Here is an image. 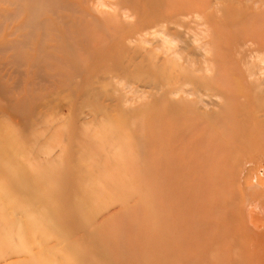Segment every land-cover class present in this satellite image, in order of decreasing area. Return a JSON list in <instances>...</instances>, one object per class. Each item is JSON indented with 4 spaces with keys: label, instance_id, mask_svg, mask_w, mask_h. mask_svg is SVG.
Segmentation results:
<instances>
[{
    "label": "rangeland",
    "instance_id": "rangeland-1",
    "mask_svg": "<svg viewBox=\"0 0 264 264\" xmlns=\"http://www.w3.org/2000/svg\"><path fill=\"white\" fill-rule=\"evenodd\" d=\"M263 113L264 0H0V264H263Z\"/></svg>",
    "mask_w": 264,
    "mask_h": 264
},
{
    "label": "bare ground",
    "instance_id": "bare-ground-1",
    "mask_svg": "<svg viewBox=\"0 0 264 264\" xmlns=\"http://www.w3.org/2000/svg\"><path fill=\"white\" fill-rule=\"evenodd\" d=\"M43 77H44V76H43ZM39 79H40V78H39ZM261 114H262V113H261ZM263 114H264V113H263ZM261 116H262L261 118H263V115H261ZM259 117H260V116H259ZM121 119H122V118H121ZM255 120H256V119H255ZM112 123H113V122H112ZM179 123H180V122H179ZM254 123H255V122H254ZM260 123H261V122H260ZM118 124H119V123H118ZM119 125H120V124H119ZM254 125H255L254 127H256V124H254ZM260 125H261V124H260ZM104 126H105V125H104ZM104 126H103V128H104ZM107 127H108V126H107ZM121 127H122V124H121ZM121 127H119V128L122 129ZM185 127H186V126H185ZM103 128H102V129H103ZM119 128H118V129H119ZM181 128H182V127H181ZM188 128H189V127H188ZM192 128H194V127H192ZM206 128H207V127H206ZM208 128H209V127H208ZM208 128H207V129H208ZM104 129H105V128H104ZM167 129H168V128H167ZM207 129H206V130H207ZM209 129H212V128H209ZM221 129L223 130V128H221ZM221 129H220V132H223ZM235 129H236V128H235ZM235 129L233 128V130H235ZM242 129H243V128H242ZM106 130H107V129H106ZM169 130H170V129H169ZM197 130H201V128H200V129L197 128ZM197 130H196V131H197ZM204 130H205V129H204ZM228 130H229V128H228ZM230 130H231V129H230ZM230 130H229V131H230ZM251 130H252V129H251ZM253 130H254V128H253ZM261 130H262V129H261ZM120 131H121V130H119V132H120ZM166 131H167V130H166ZM172 131H173V130H172ZM183 131H184V130H183ZM217 131H218V129H217ZM254 131H255V130H254ZM170 132H171V130H170ZM170 132H169V133H170ZM180 132H181V131H180ZM192 132H193V131H192ZM197 132H199V131H197ZM218 132H219V131H218ZM230 132H231V131H230ZM230 132H229V134H230ZM249 132H250V131H249ZM255 132H257V131H255ZM260 132H261V131H260ZM260 132H259V133H260ZM262 132H263V131H262ZM162 133H163V132H162ZM164 133H165V132H164ZM171 133H173V132H171ZM171 133H170V134H171ZM185 133H187V132H185ZM185 133H184V134H185ZM263 133H264V132H263ZM160 134H161V133H160ZM178 134H179V133H178ZM202 134H203V133H202ZM219 134H220V133H219ZM260 134H261V133H260ZM260 134H259V136H260ZM198 135H200V134H198ZM198 135H197V137H198ZM249 135H250V133H249ZM100 136H103V135L100 134ZM118 136H119V135H118ZM168 136H169V134H168ZM185 136H186V135H185ZM193 136H194V135H193ZM200 136H202V135H200ZM211 136H212V134H211ZM221 136H222V134H221ZM228 136H229V135H228ZM262 136H264V135H262ZM172 137H174V135H173ZM195 137H196V136H194L193 139H194ZM202 137H203V136H202ZM218 137H219V136H218ZM230 137H231V136H230ZM98 138H99V137H98ZM205 138H206V137H205ZM211 138H212V137H211ZM211 138H210V139H211ZM219 138H220V137H219ZM219 138H218V139H219ZM223 138H224V137H223ZM226 138L228 139L229 137H225V139H226ZM252 138H253V137H251V141H252ZM254 138H255V137H254ZM260 138L263 139V137H260ZM260 138H259V139H260ZM95 139L97 140V138H95ZM101 139L104 140V138H100L98 141L100 142ZM164 139H165V138H164ZM188 139H189V138H188ZM227 139H226V140H227ZM230 139H231V138H230ZM230 139H229V140H230ZM172 140H174V139L172 138ZM177 140H178V139H177ZM197 140H198V139H197ZM211 140H212V139H211ZM211 140H210V141H211ZM216 140H217V139H216ZM216 140H215V141H216ZM263 140H264V139H263ZM193 141H194V140H193ZM219 141H222V139H221V140L219 139V140H217L216 142H218V144H219ZM258 141H259V140H258ZM260 141H261V140H260ZM101 142H102V141H101ZM101 142H100V143H101ZM186 142H187V140H186ZM223 142H224V141H222V142H220V143L222 144ZM239 142H240V141H239ZM239 142H238V143H239ZM241 142H242V141H241ZM244 142H245V141H244ZM263 142H264V141H263ZM173 143H175V142H172V145H173ZM224 143H226V142H224ZM245 143H246V142H245ZM245 143H244V144H245ZM183 144H184V143H183ZM215 144H216V143H215ZM218 144H216V146H217ZM226 144H227V143H226ZM228 144H229V143H228ZM228 144H227V145H228ZM246 144H247V143H246ZM263 144H264V143H263ZM175 145H176V144H175ZM184 145H185V144H184ZM184 145H183V149H185ZM187 145H188V144H187ZM192 145H193V144H192ZM213 145H214V144H213ZM222 145H223V144H222ZM167 146H168V144H167ZM189 146H190V145H189ZM225 146H226V145H225ZM229 146L231 147L230 144H229ZM229 146H228V148H229ZM242 146H246V145H243V144H242ZM170 147H172V146H170ZM186 147H187V146H186ZM192 147L194 148V145H193ZM192 147H191V149L194 150ZM198 147H199V146H198ZM198 147L196 148L197 150H199ZM206 147H207V146H206ZM213 147H214V146H213ZM213 147H212V149H213ZM217 147H218V146H217ZM217 147H215V148L213 149V151H214L213 153H215V154H216V152H217V153L219 152L218 149L215 151V149H216ZM263 147H264V146H263ZM173 148H174V146H173ZM219 148H220V146H219ZM221 148H223V147H221ZM225 148H227V147H225ZM231 148H232V147H231ZM244 148H245V147H244ZM171 149H172V148H171ZM187 149H188V148H187ZM201 149H202V148H201ZM252 149H253V148H252ZM192 150H191V152H192ZM221 150H222V149H221ZM221 150H220V151H221ZM227 150H228V149H227ZM230 150H231V149H230ZM255 150H256V151H255ZM255 150H254L253 152H257V149H255ZM169 151H171V150H169ZM172 151H173V150H172ZM183 151L185 152V150H183ZM225 151H226V149H225ZM225 151H224V153H225ZM184 152H183V155H184ZM191 152H190V154H191ZM194 152H195V150H194ZM198 152H200V151H198ZM211 152H212V150H211ZM221 152H222V151H221ZM180 153H181V154H180V156H181V155H182V151H181V150H180ZM201 153H202V152H201ZM233 153H234L233 155L235 156V155H236V152H233ZM240 153H241V152H240ZM245 153H246V152H245ZM177 154H178V153H177ZM190 154H189V155H190ZM192 154H193V153H192ZM198 154H199V153H198ZM198 154H197V155H198ZM210 154H211V153H210ZM215 154H214V155H215ZM222 154H223V152H222ZM183 155H182L181 157H183ZM186 155H187V153H186ZM195 155H196V153H195ZM227 155H229V154H227ZM227 155H224V156H227ZM238 155L240 156V154H238ZM175 156H176V155H175ZM180 156H179V157H180ZM210 156H211V155H210ZM230 156H231V155H230ZM230 156H229V157H230ZM241 156L243 157L242 153H241ZM248 156H249V155H248ZM46 157H47V156H46ZM176 157H178V155H177ZM176 157H175V158H176ZM193 157H195V156H193ZM193 157H192V158H193ZM198 157H199V156H198ZM220 157L222 158V155H221ZM220 157H219V158H220ZM188 158H189V156H188ZM207 158H208V157H207ZM221 158H220V159H221ZM234 158H235V157H234ZM234 158H233V159H234ZM248 158H249V157H248ZM180 159L183 161V158H180ZM184 159L187 160V158H184ZM190 159H191V158H189L188 161H189ZM195 159H196V158H195ZM208 159H210V158H208ZM216 159H217V157H216ZM222 159H223V158H222ZM222 159H221V160H222ZM227 159H228V158H227ZM233 159L231 160L232 162H237V161H239V160H237V158H236L237 161H236L235 159H234V161H233ZM191 160H192V159H191ZM214 160H215V157H214ZM221 160H220L219 164L221 163ZM175 161H177V160H175ZM182 161H181V162H182ZM194 161H195V160H194ZM194 161H193V162H194ZM197 161H198V160H197ZM197 161H196V162H197ZM209 161H210V160H209ZM228 161H229V160H228ZM177 162H178V161H177ZM179 162H180V161H179ZM181 162H180V163H181ZM217 162H218V160H217ZM222 162H223V161H222ZM232 162H231V163H232ZM231 163H230V161H229V164H231ZM177 164H178V163H177ZM189 164H190V163H189ZM209 164L211 165V162H210V163L208 162V166H207V167H210ZM221 164L223 165V163H221ZM190 165H191V164H190ZM194 165H195V163H194ZM216 165H217V164H215V166H216ZM222 165H221V166H222ZM226 165H227V164H226ZM178 166H179V165H178ZM184 166H185V165H184ZM184 166H183V167H184ZM186 166H188V165L186 164ZM205 166H206V165H205ZM215 166L213 167V168H214V169H213L214 171H215L216 169H218L217 166H216V167H215ZM180 167H181L180 169H182V166H180ZM189 167H190V168H189ZM191 167H192V166H188V167H187L188 170H189V169L191 170ZM207 167H206V168H207ZM218 167H219V166H218ZM187 168H185L187 172H183V171H182L183 173H185V177L187 176L186 173H189V172L192 171V170H191V171H190V170L188 171ZM194 168H195V167H194ZM200 168H202V167H200ZM210 168H211V167H210ZM219 168H220V169H218V171H220V173H218V171H217L218 175L221 174V172H222V171H221V168H223V167H219ZM259 168H260V167H259ZM176 169L178 170L179 167L176 168ZM185 169L183 168L184 171H185ZM207 169H208V168H207ZM207 169H206V170H205V168L203 169V170H205V173H206V174H207V172H209V171H207ZM226 169H227V168H226ZM226 169H225V170H226ZM230 169H231V168H230ZM171 170L173 171V169H171ZM201 170H202V169H201ZM228 170H229V169H228ZM197 171H198V170H197ZM211 171H212V169H210V175H211ZM236 171H237V170H236ZM173 172H174V171H173ZM179 172H180V171H179ZM193 172H194V171H193ZM193 172H192V173H193ZM260 172H261V171H260ZM177 173H178V172H177ZM180 173H181V172H180ZM202 173H203V175H204V172H203V171H202ZM217 173H216V174L214 173V174L217 176ZM224 173H225V172H224ZM228 173H229V171H228ZM181 174H182V173H181ZM181 174H179V175H181ZM225 174H226V173H225ZM229 174H230V173H229ZM229 174H228V176H231V174H230V175H229ZM172 175H174V174H172ZM190 175H191V174H190ZM197 175L199 176L200 173L197 174ZM207 175H209V174H207ZM207 175H204V176H207ZM210 175H209V176H210ZM177 176H178V175H177ZM194 176H195V174H194ZM216 176H213L212 178H215ZM228 176L226 175L225 177H228ZM190 177H191V176H190ZM192 177H193V176H192ZM192 177H191V178H192ZM196 177H197V176H196ZM225 177H224V178H225ZM234 177H236V175H234ZM175 178H176V177H175ZM175 178H174V179H175ZM181 178H183V174L181 175ZM181 178H180V179H181ZM188 178H189V177H188ZM188 178L186 177V179H188ZM191 178H189V179H191ZM193 178H194V177H193ZM199 178L201 179V176H200ZM209 178H211V176L208 177V179H209ZM216 178H217V177H216ZM228 178H229V177H228ZM230 178H231V177H230ZM252 178H253V177H252ZM180 179H179V181L176 179L175 184H176L177 182H181V181H183V180L185 181V179H183V180H182V179L180 180ZM200 179H199V180H200ZM225 179H226V178H225ZM195 180H196V179H195ZM210 180H212V179L207 180V182H209ZM215 180H216V179H214V181H215ZM217 180H218V179H217ZM217 180H216V181H217ZM184 181H183V182H184ZM214 181H213V182H210V183H211L210 186L213 187V190H214V188H215V187H214V186H215L214 184H217L216 181H215V183H214ZM219 181H220V178H219ZM224 181H225V180H224ZM226 181H227V180H226ZM228 181H229V180H228ZM189 182H190V180H189ZM200 182H201V180L199 181V183H200ZM220 182L222 183V181H220ZM181 183H182V182H181ZM184 183H186V182H184ZM184 183H182V185H183ZM191 183H192V182H191ZM194 183H195V182H193V184H194ZM199 183H198V184H199ZM212 183H213V184H212ZM221 183H220V184H221ZM226 183H227V185H228V182H226ZM231 183H232V182H231ZM168 184H170V183H168ZM198 184H196V185H198ZM205 184H206V183H205ZM222 184H223V183H222ZM249 184H250V183H249ZM176 185H177V184H176ZM187 185H188V184H187ZM200 185H202V183H201ZM213 185H214V186H213ZM254 185H255V186L259 185V182L256 180ZM171 186H172V185H171ZM202 186H203V185H202ZM205 186H206V185H205ZM210 186H209V187H210ZM217 186H219V185H217ZM231 186H232V185H231ZM172 187H173V186H172ZM181 187H182V186H181ZM232 187H233V186H232ZM183 188H184V187H183ZM200 188H202V190L204 189L203 187H200ZM174 189H175V188H174ZM179 189H180V188H179ZM179 189H178V190H179ZM193 189H194V188H193ZM193 189H192V190H193ZM218 189L220 190L221 187H219ZM225 189H228L227 186H226V188H224V192H225ZM229 189H230V188H229ZM229 189H228V190H229ZM262 189H264V185L262 186ZM175 190H176V189H175ZM199 190H200V189H199ZM216 190H217V189H216ZM168 191H169V190H168ZM183 191H184V190H183ZM187 191H188V190H187ZM187 191H186V192H187ZM209 191H210V189L208 190V192H206V189H205L204 191H202V193L206 192V193L208 194ZM211 191H212V190H211ZM214 191H215V190H214ZM226 191H227V190H226ZM231 191H233L232 188H231ZM178 192H179V191H178ZM178 192H177V193H178ZM180 192H181V191H180ZM186 192H185V193H186ZM200 192H201V191H199L198 193H200ZM158 193H159V192H158ZM168 193H169V192H168ZM172 193H174V191H173ZM185 193H184V194H185ZM215 193H216V191H215ZM227 193H228V192H227ZM227 193H226V194H227ZM257 193H258V191H257ZM262 193H263V192H262ZM262 193L259 192L258 194L262 195V197H263V194H262ZM160 194H161V193H160ZM166 194H167V193H166ZM180 194H181V193H179V195H180ZM216 194H217V193H216ZM216 194H215V195H212V193H211L212 196H216ZM218 194H220V192H219ZM226 194H225V195H226ZM197 195H198V194H197ZM211 195H210V197H211ZM220 195H221V194H220ZM220 195H218L219 198H220ZM229 195H230V192H229L228 195H226L225 197H227V196H229ZM169 196H171V195H169ZM172 196H173V194H172ZM180 196L183 197L182 194H181ZM186 196H188V198H190V197H189V196H190L189 194H188V195L186 194ZM186 196H185V197H186ZM204 196H205V195H204ZM221 196H223V195H221ZM257 196H258V195H257ZM159 197L162 198L163 196L161 195V196H159ZM177 197H179V196H177ZM200 197H201V195L199 196V199L197 200V202H199ZM210 197H208V199H209ZM255 197H256V196H255ZM161 198H160V199H161ZM192 198H193V197H192ZM202 198H203V197H202ZM211 198H213V197H211ZM222 198H223V197H222ZM263 198H264V197H263ZM160 199L158 200L159 202H160ZM178 199H181V198H178ZM214 199H215V198H214ZM226 199H227V198H226ZM162 200H163V198L161 199V201H162ZM167 200L169 201L168 197H167ZM182 200H183V199H182ZM185 200H186V199L184 198V202L188 203V199H187L186 201H185ZM201 200H202V199H201ZM201 200H200V202H201ZM223 200H224V199H223ZM172 201H173V200H172V197H171V204H172ZM179 201H180V200H179ZM203 201H204V200H203ZM203 201H202V202H203ZM210 201H212V200H210ZM210 201H209V200L207 201V198H206V203H207V204H208V202H210ZM217 201H218V200H217ZM262 201H264V199H260V203H259L260 206H261V202H262ZM162 202H163V201H162ZM181 202H182V201H181ZM181 202H180V204H181ZM191 202H194V201H191ZM222 202L225 203L224 201H222ZM163 203H164V202H163ZM163 203H162V204H163ZM218 203H219V202H218ZM223 203H222V204H223ZM156 204H157V203H156ZM160 204H161V202H160ZM162 204H161V206H162ZM171 204H170V205H171ZM173 204H174V202H173ZM178 204H179V203H178ZM180 204H179V205H180ZM189 204H190V202H189ZM199 204H200V203H199ZM263 204H264V202H263ZM263 204H262V205H263ZM164 205H165V204H163V206H164ZM187 205H188V204H187ZM208 205H209V204H208ZM208 205H207V206H208ZM212 205H213V204H212ZM214 205H215V204H214ZM214 205H213V207H214ZM156 206H157V205H156ZM166 206H167V204H166ZM166 206H164V207H166ZM218 206H219V205H218ZM242 206H243V205H242ZM245 206H247V204L244 205V207H245ZM260 206H259V208H260ZM263 206H264V205H263ZM158 207L161 208L159 205H158ZM164 207L161 208V210H159V211H162L161 214L163 213L164 210L167 211L166 209H168V206L166 207V209H164ZM181 207H182V205H181ZM199 207H202V209L204 208L203 206H199ZM199 207H198V208H199ZM209 207H210V210H211V207H212L211 204L209 205ZM213 207H212V210L214 211V209H215L217 206H216L214 209H213ZM238 207H239V206H238ZM244 207H243V208H244ZM254 207H255V206H254ZM156 208H157V207H156ZM169 208H170V207H169ZM178 208H180V207H178ZM189 208H190V206H189ZM189 208H188V209H189ZM225 208H226V211H224V212H227L228 209H227V207H224V209H225ZM228 208H229V207H228ZM240 208H242L241 205H240ZM170 209H171V208H170ZM184 209H185V208H184ZM188 209H187V210H188ZM199 209H200V208H199ZM205 209H206V210H205V212H206V211H208L207 209H209V208H206V207H205ZM217 209H219V207H217V208L215 209V211L219 212ZM222 209H223V207H222ZM229 209H231V207H230ZM261 209H262V210H260V211H262V212H261V216L264 218V208H262V206H261ZM240 210H241V209H240ZM178 211H179V210H178ZM188 211H189V210H188ZM188 211H187V212H188ZM201 211H204V210H201ZM215 211H214V213H213V214H214V218H215V216H216V215H215ZM231 211H232V210H231ZM243 211H244V210H243ZM168 212H169V210L167 211V213H168ZM170 212L172 213V211H170ZM176 212H177V210H176ZM199 212H200V210H199ZM199 212H198V213H199ZM205 212H202L203 214H201V212H200L201 216H202V215H205V217H207V216H206L207 213H205ZM229 212H230V210H229ZM240 212H241V211H240ZM244 212H245V211H244ZM171 213H170V214H171ZM178 213L180 214V212H178ZM209 213H211V211H210ZM246 213H247L248 218H249V220H250V217H251V214H252V207H251V208L249 207V209L247 208ZM157 214H159V216H161L160 213H158V211H157ZM179 214H178V215H179ZM211 214H212V213H211ZM211 214H210V215H211ZM219 214H220V213H217V217L219 216ZM222 214H223V213H221V215H222ZM241 214L243 215V212H242ZM241 214H240V215H241ZM168 215H169V213H168ZM168 215H166V216H168ZM172 215H174V214H172ZM175 215H176V213H175ZM178 215H177V216H178ZM207 215H208V214H207ZM225 215H226V214H225ZM225 215H224V216H225ZM157 216H158V215H157ZM163 216H164V215H162V217H163ZM166 216H164L163 218H165ZM177 216H175V218H176ZM229 216H230V215H229ZM231 216H232V214H231ZM233 216H235V213H233ZM233 216H232V218L230 217V219L236 218V217H233ZM162 217H158V218H162ZM197 217H198V216H197ZM208 217H210V216H208ZM212 217H213V215H212ZM158 218H157V219H158ZM180 218H181V217H180ZM186 218H187V217H186ZM200 218H201V217H200ZM200 218H199V219H200ZM219 218H220V217H219ZM227 218H228V216H227ZM242 218H244V217L242 216ZM242 218H241V219H242ZM157 219H156V220H157ZM167 219H169V218H167ZM181 219H182V218H181ZM190 219H191V218H190ZM195 219H196V217H195ZM207 219H208V218H207ZM220 219H221V220H218V221H223V218H220ZM224 219H226V218H224ZM228 219H229V218H228ZM162 220H163V219H161V221H160V220H157V221H158V223H159V222H162V223H163ZM175 220H176V219H175ZM200 220H201V219H200ZM200 220H199V221H200ZM208 220H209V219H208ZM239 220H240V219H239ZM243 220H244V219H243ZM172 221H173V220H172ZM177 221H178V220H177ZM177 221H176V222H177ZM182 221H184V220H182ZM192 221H193V220H192ZM192 221H191V222H192ZM195 221H196V220H195ZM199 221H197L198 224H196V223H194V224H196V225L198 226L199 223H200ZM228 221H229V220H228ZM228 221L226 220L225 223H227ZM230 221H231V220H230ZM236 221H238L237 218H236ZM241 221H242V220H241ZM178 222H179V221H178ZM233 222H234V221H233ZM168 223H170L169 220H168ZM182 223H183V222H182ZM202 223H203V222H202ZM205 223H206V222H205ZM210 223L212 224V220H211ZM210 223L208 222L207 224H210ZM213 223H214V222H213ZM216 223H217V221H216ZM216 223L214 224V227L217 225ZM218 223H219V222H218ZM223 223H224V221H223ZM228 223H229V222H228ZM231 223H232V222H231ZM234 223H235V222H234ZM234 223H232V224H234ZM251 223H252V222H251ZM175 224H177V223H175ZM178 224H179V223H178ZM180 224H181V222H180ZM180 224H179V225H180ZM194 224H192V225H194ZM200 224H201V223H200ZM235 224H236V223H235ZM237 224H238V222H237ZM237 224H236V225H237ZM257 224H258V222H257ZM158 225L160 226V224H158ZM192 225H191V226H192ZM253 225H254V224H253ZM258 225H259V224H258ZM171 226H172V225H170V227H171ZM197 226H196V229H197ZM204 226H205V225H204ZM212 226H213V225H212ZM228 226L230 227V225H228ZM244 226H245V225H243V221H242V223L239 222V224H238L237 227L235 228V229H236V230H235L236 233H237L238 231H243L242 234H244V238H249V239H251V237H252L253 235L255 236V231H251V230L247 229L249 226H248V227L245 226V227H247V228H246V231H245ZM183 227H186L185 222L183 223ZM183 227H181V230L178 231V232L181 233V231H182V234H183V233H184V232H183V229L189 230V229H187V228H183ZM208 227H209V226H208ZM218 227H220V225H218ZM255 227H256V225H255ZM161 228H162V227H161ZM161 228H159V229H161ZM171 228H172V227H171ZM178 228H179V227L177 226V229H178ZM182 228H183V229H182ZM192 228H193V227H192ZM200 228H201V227H200ZM204 228H205V227H204ZM211 228H212V227H210V229H211ZM157 229H158V228H157ZM175 229H176V226H175ZM202 229H203V228H202ZM216 229L218 230L217 226H216ZM223 229L225 230V227H224V226H223ZM223 229H221V230H223ZM162 230H163V228H162ZM166 230H167V229H166ZM171 230H172V229H171ZM190 230H191V229H190ZM192 230L196 231V230H195V227H194ZM197 230H199V229H197ZM217 230L215 231V230L213 229V232H214V231H215L216 233L219 232V230H218V231H217ZM261 230H262V229H261ZM160 231H161V230H160ZM194 231H193V233H194ZM199 231H200V230H199ZM211 231H212V230H211ZM211 231H210V232H211ZM226 231H227V230H226ZM228 231H229V230H228ZM232 231H233V230H232ZM232 231H231V232H232ZM167 232H170V231H167ZM167 232H165V233L168 235ZM176 232H177V231H176ZM178 232H177V233H178ZM185 232H187V231H185ZM200 232H201V231H200ZM203 232H204V231H202V233H203ZM223 232H224V231H223ZM160 233H161V232H160ZM163 233H164V232H163ZM163 233H161V234L163 235ZM187 233H189V232H187ZM187 233H186V234H187ZM216 233H214V234H216ZM224 233H225V232H224ZM227 233H229V232H226V236H224V235L222 234V235L224 236L225 240H226V238H229V237H227ZM238 233H239V232H238ZM259 233H260V232H259ZM161 234H159V235L161 236ZM195 234H196V233H195ZM206 234H207V233H206ZM260 234H262V232H261ZM159 235H158V236H159ZM172 235H173V234H172ZM184 235H185V233H184ZM211 235H212V234H211ZM228 235H230V234H228ZM160 236H159V237L156 236L157 239L159 238V240H157V241H159V242H160V238H161ZM163 236H164V239H167V237H169L170 234H169L166 238H165V235H163ZM187 236L190 237V234L187 235ZM191 236H192V235H191ZM196 236H198V235H196ZM205 236H206V235H205ZM207 236H208V234H207ZM212 236H213V235H212ZM223 236H220V237L223 238ZM233 236H234V234H233ZM233 236H232V237H233ZM254 236H253V237H254ZM171 237H172V236H171ZM171 237H169V238H171ZM175 237H176V235H175ZM199 237H200V234H199ZM199 237H198V238H199ZM202 237H203V234H202ZM208 237H209V236H208ZM216 237H217L218 239H220V237L218 236V234H217ZM256 237H257V236H256ZM169 238H168V239H169ZM209 238H212V237H209ZM217 238H216V239H217ZM234 238H235V236H234ZM254 238H255V237H254ZM164 239H163V237H162V240H164ZM180 239H182V241H181V243H182V242H184L183 239H185V238H181V237H180ZM180 239H179V240H180ZM195 239H197V238H195ZM195 239H194V240H195ZM202 239H204V238H202ZM218 239H217V240H218ZM257 239H258V240H257ZM257 239H256V238L254 239V240L257 241V242H254V240H251V241H253V242H251V244H249L250 242L247 243V244H249L248 246H249V248H250L251 250H253V252L255 251V253H259V255H260V257H261L262 255H264V233H263V235H259V236L257 237ZM169 240H170V239H169ZM173 240H174V238H173ZM173 240H172V241H173ZM186 240H187V239H186ZM186 240H185V242H186ZM198 240H200V238H199ZM167 241H168V240H167ZM174 241H175V240H174ZM177 241H178V240H177ZM187 241H188V243H189V239H188ZM196 241H197V240H195V243H196ZM202 241H203V240H202ZM202 241L200 240V242H202ZM214 241H215V240H214ZM214 241H213V242H214ZM229 241H230V240H229ZM232 241H233V239H232ZM234 241H235V240H234ZM249 241H250V240H249ZM162 242H163V241H162ZM164 242H165V241H164ZM178 242L180 243V241H178ZM185 242H184L185 245L183 244V247L180 245L181 243L179 244V246H180V247H179L180 250H182L181 247H182L183 249H184V248H187V247H185V246H188V244L185 243ZM217 242H218V241H216V243H217ZM219 242H220V240H219ZM237 242H238V241H237ZM239 242H240V241H239ZM242 242H244V241H242ZM168 243H170V242H168ZM168 243H167V244H168ZM172 243H173V242H172ZM197 243H198V242H197ZM203 243H205V244H204V246H205V245H206V241H205V242L203 241ZM226 243H227V240H226ZM229 243H231V242H229ZM244 243L246 244V240H245ZM158 244H159V243H158ZM163 244H164V243H163ZM186 244H187V245H186ZM193 244H194V242H193ZM193 244L191 245L192 248L194 247ZM211 244H212V243H211ZM214 244H215V243H214ZM217 244H218V243H217ZM222 244H224V242H223ZM222 244L219 243V246H221ZM161 245H162V244H161ZM161 245H159V246L162 247ZM168 245H169V244H168ZM170 245H172V244H170ZM189 245H190V243H189ZM198 245H200V246L202 245V247H204L203 244H197V247H196V248L194 247V248H195V249H198V248H199ZM215 245H216V244H215ZM225 245H226V244H225ZM225 245H224V246H225ZM228 245H230V244H228ZM235 245H236V244H235ZM238 245H239V244H238ZM241 245H242V244H241ZM241 245H240V246H241ZM243 245H244V244H243ZM243 245H242V246H243ZM159 246H158V247H159ZM163 246H165V244H164ZM212 246H213V245H212ZM232 246H233V245H232ZM232 246H231V248H232ZM240 246H239V248H238L239 250L241 249ZM244 246H245V245H244ZM165 247H166V246H165ZM210 247H211V245H210ZM222 247H223V245H222L220 248L218 247V248H219V251H217V249H215V246H214V249L216 250V252H218V253L221 254V258H222V254L224 253L223 251H222L223 253L220 252V251L222 250ZM233 247H235V246H233ZM236 247H238V246L236 245ZM172 248H173V247H172ZM194 248H193V249H194ZM205 248H206V246H205ZM212 248H213V247H212ZM216 248H217V247H216ZM225 248H226V246H225ZM244 248H246V247H244ZM247 248H248V247H247ZM175 249H176V248H175ZM195 249H194V252H196ZM214 249H213V251H214ZM235 249H236V248H235ZM242 249H243V247H242ZM166 250H167V249H166ZM176 250H177V249H176ZM184 250L186 251L187 249H184ZM226 250H227V248L225 249V251H226ZM229 250H230V249H229ZM251 250H250V251H251ZM182 251H183V250H182ZM185 251H184V252H185ZM189 251H190L189 253L191 254V249H190ZM192 251H193V250H192ZM201 251H202V250H201ZM209 251H210V250H209ZM241 251H242V250H240V253H241ZM250 251H248L249 254L252 252V251H251V252H250ZM180 252H181V251H180ZM187 252H188V251H187ZM199 252H200V251H199ZM226 252H227V251H226ZM231 252H232V251H231ZM237 252H238V251H237ZM157 253H158V252H157ZM176 253H177V252H176ZM185 253H186V252H185ZM196 253L198 254V251H197ZM196 253H195V254H196ZM205 253H206V252H205ZM218 253H217V254H218ZM227 253H228V252H227ZM240 253H239V254H240ZM245 253H246V252H245ZM255 253H253V254H255ZM159 254H160V253H159ZM190 254H189V256H190ZM193 254H194V253H192L191 256H192ZM211 254H212V251H211ZM224 254H225V253H224ZM224 254H223V256H224ZM237 254H238V253H237ZM180 255L182 256L183 253L180 254ZM203 255H204V254H203ZM206 255H207V257H209V253H207ZM232 255H234L233 252H232ZM235 255H236V253H235ZM245 255H247V254H245ZM251 255H252V253H251ZM256 255H257V254H256ZM196 256H197V255H196ZM216 256H217V255H216ZM228 256H229V254H228ZM161 257H162V256H161ZM197 257H198V256H197ZM197 257H192V260H193V258H194V262H195V259H196ZM200 257H201V256H200ZM212 257H215L214 254H213ZM212 257H211V255H210V257L208 258V261H209V259L212 258ZM235 257H236V256H235ZM246 257H247V256H246ZM250 257H251V256H250ZM182 258H185V257L182 256ZM198 258H199V257H198ZM198 258H197V260L200 259V258H199V259H198ZM202 258H205V257H202ZM219 258H220V257H219ZM221 258H220V261H221ZM237 258H238V257H237ZM262 258H263V257H262ZM190 259H191V257H190ZM190 259H189L188 261H190ZM224 259H226V258H223V259H222V262H224ZM256 259H257V258H256ZM259 259L261 260V258H259ZM163 260H164V259H163ZM168 260H169V259H168ZM186 260H187V259H186ZM192 260H191V261H192ZM205 260H206V259L201 260V261H202V262H203V261L205 262ZM211 260L213 261L212 263H215V261H216L215 258H214V259H211ZM228 260H229V259H228ZM233 260H235V258H233ZM233 260H232V261H233ZM252 260H253V259H252ZM188 261H187V262H188ZM230 261H231V260H229V262H230ZM253 261H254V260H253ZM187 262H186V263H187ZM192 262H193V261H192ZM197 262H198V261H197ZM217 262H219V259H218ZM217 262H216V263H217ZM226 262H227V261H226ZM235 262H236V261H235ZM237 262H238V261H237ZM245 262H246V261H245ZM254 262H255V261H254ZM254 262L251 261V263L256 264V262H255V263H254ZM259 262H261V261H259ZM259 262H258V264H260ZM157 263H158V262H157ZM163 263L165 264L164 261H163ZM180 263H181V261H180ZM186 263H185V264H186ZM189 263H190V262H188L187 264H189ZM205 263H206V262H205ZM205 263H203V264H205ZM207 263H208V262H207ZM207 263H206V264H207ZM219 263H220V262H219ZM219 263H217V264H219ZM227 263H228V262H227ZM251 263H250V264H251ZM183 264H184V263H183ZM209 264H210V263H209ZM228 264H229V263H228ZM234 264H236V263H234ZM263 264H264V263H263Z\"/></svg>",
    "mask_w": 264,
    "mask_h": 264
}]
</instances>
